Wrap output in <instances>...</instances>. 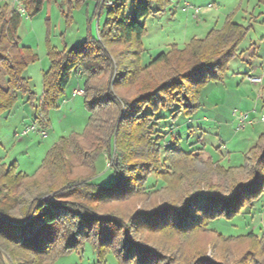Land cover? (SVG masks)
<instances>
[{
    "label": "trees",
    "instance_id": "1",
    "mask_svg": "<svg viewBox=\"0 0 264 264\" xmlns=\"http://www.w3.org/2000/svg\"><path fill=\"white\" fill-rule=\"evenodd\" d=\"M46 1L22 0L27 18L38 15ZM85 2L64 0L69 9ZM166 5L168 0H113L111 5L97 0L96 13L106 11L103 27L95 31L90 20L85 41L70 49L49 43L43 109L59 107L79 71L90 115L81 133L60 137L34 173L18 171L15 163L0 164V264H6L5 254L12 264H55L60 254L84 241L99 251L112 248L137 264H264V239L253 232L230 239L208 228L212 219H233L261 196L264 133L244 164L225 168L184 153L175 142L163 149L156 127L162 109L191 113L199 107L202 85L224 80L250 28L233 21L234 10L220 29L191 39L183 49L172 44L143 65L147 27L142 20ZM22 19L11 2L0 7V116L16 105L18 93L36 99L24 72L38 56L22 44ZM102 151L112 159L110 187L94 181ZM213 172L227 184L212 183ZM185 183L191 191L179 199L151 209L120 210L135 197L164 190L173 194ZM198 235L199 243L191 244ZM155 236L165 239L151 241ZM172 236L186 243L169 241Z\"/></svg>",
    "mask_w": 264,
    "mask_h": 264
},
{
    "label": "rangeland",
    "instance_id": "2",
    "mask_svg": "<svg viewBox=\"0 0 264 264\" xmlns=\"http://www.w3.org/2000/svg\"><path fill=\"white\" fill-rule=\"evenodd\" d=\"M108 1L110 0H106L107 4ZM196 1L208 3L214 0ZM213 3H215L214 7H217L216 10L219 7L221 20L224 21L237 6L242 5L244 8L253 9L259 6L260 0H215ZM96 4L97 0H86L81 8L69 9L64 0H49L44 3L42 11L35 17H23L19 27L22 44L31 47L38 56L37 62L26 69L24 76L30 80L31 88L38 96L43 91V75L50 67L49 43L59 50L70 49L85 41L90 20L93 19L92 25L95 31L98 25L103 27L106 11L104 10L102 14L96 13ZM260 5L264 10L263 3ZM168 6L166 5L165 10L156 11L142 20L147 27V34L143 38L146 50L141 56L143 65L165 50H162L160 45L164 47V44L169 46L179 44L196 33L197 28L194 26H184L181 19L183 14H177L178 20H173ZM259 11L257 10V14ZM217 12L215 14L218 16ZM256 28L257 33H264V23L259 22ZM249 40V36L245 38L244 47ZM255 42L258 46L257 54L263 55L264 42L260 39H256ZM254 51L253 48L249 52H244L242 57L233 58L229 62V70L222 82L210 80L202 85L198 98L199 107L196 110L186 113L185 110H177L175 107L162 109L156 114L159 118L156 121V127L163 138L161 141L163 149L166 150L172 142H175L184 153L201 155L203 162L211 158L213 162L225 168L235 166V162L240 164L246 162L245 155L256 145L260 132L264 131V121L260 119L264 114V94L261 97L260 88L263 83L254 84L247 79L254 74L251 65L255 67L259 64L258 56L254 55ZM233 76L239 79L238 82L244 81L242 96L239 94L237 85L233 83ZM2 78L5 77L2 75ZM76 78L79 79L83 88L84 76L78 71L72 76L67 86L68 90L72 88V82ZM18 94L16 105L0 116V164L15 163L18 171L32 174L60 137L68 138L72 133H81L85 129L90 114L84 105L82 95L77 97L75 104H62L58 108L43 109L41 97L31 102L28 95ZM236 111L248 115L243 129L238 128L240 123L238 116L234 115ZM44 121L48 123L47 126L42 124ZM25 130L28 132L24 133ZM162 155L164 156V153ZM111 164V157L102 151L95 162V183L107 187L114 184L115 178L110 168ZM152 176L155 177V174L152 173ZM153 177L151 179H154ZM222 178L223 176L218 177V174L213 172L210 181L217 183L221 180V184H227V178ZM155 182L157 185L163 183L159 180ZM166 191L152 196L135 197L133 201L121 205L120 210L124 212L132 207L151 209L154 205L179 199L191 189L187 190V183H185L182 191L180 187L173 194ZM20 206L17 205L15 213L18 214ZM208 228L230 239L246 236L251 232L264 239V189L261 196L235 218L212 219ZM200 237L201 235L194 236L191 244H198ZM154 239L155 242H160L165 237L160 239L155 236L151 241ZM169 241H175L179 245L186 243L179 236H172ZM208 256L213 257L211 250L208 251ZM5 263L12 264L6 254ZM55 264H137V262L122 258L112 248L99 251L91 241H84L77 250L60 254Z\"/></svg>",
    "mask_w": 264,
    "mask_h": 264
},
{
    "label": "crops",
    "instance_id": "3",
    "mask_svg": "<svg viewBox=\"0 0 264 264\" xmlns=\"http://www.w3.org/2000/svg\"><path fill=\"white\" fill-rule=\"evenodd\" d=\"M215 2V0L213 1ZM213 2H208V3H204L202 1L198 2L196 0H183L177 3H171L168 0V7L171 9V13L173 16V20H178L177 18V14L181 13L183 14V16L181 17V19L183 20V24L184 26H189L192 25L195 28H197L195 30V34L193 37H188L184 42L177 44L179 47H185L187 45V43L189 42L190 39L193 38H200L203 39L206 37V35L208 34V32L210 30H214V29H218L221 26H223V24L225 23V19L224 21L221 20V16H220V11H219V7L218 10L217 7H214ZM6 3V1L4 0H0V7L3 6ZM186 3H189V8L185 9V5ZM210 4H213V6H210ZM264 5V4H263ZM260 3L259 6L257 7H253V9H250V7L244 8L242 5L237 6L235 8L236 13L234 15L233 21L239 24H242L243 26L249 27V32L247 34V36L245 38H247L248 36L250 37V40L248 41V44L244 47L243 46V42L245 41V39L242 41V43L239 45L238 48V54L236 57H242L244 54V52H249L251 51V49H255L254 51V55L258 56L259 59V64H256L255 67L251 65V69H252V74L251 76L256 75L255 77H262L263 78V85L260 87L262 90V94L261 97H263L264 94V53L263 55L259 56L257 54V43L255 42L256 39H260L264 42V33H257L256 31V24L259 25V22L264 23V10L262 7H260ZM195 8H198V12H196ZM166 7L163 9L165 10ZM162 10V11H163ZM218 11L217 13L219 14L218 16L215 14L216 11ZM257 10H260L257 14ZM242 14V15H241ZM244 14V15H243ZM177 18V19H176ZM227 18V17H226ZM253 31H251L252 29ZM251 32H253V34H251ZM252 35V36H251ZM164 44V43H162ZM160 48L163 50H167L169 48V44H164L160 45ZM235 57V58H236ZM234 58V59H235ZM229 70V67H228ZM257 73V74H255ZM77 77V76H76ZM232 80L234 81L233 83L237 85V87L239 88V94L240 96L242 93V87L245 86L244 81L241 80V82H238L239 79H237V77L233 76ZM30 81V80H29ZM72 88H70V90H66L65 95L59 100V107L60 105L64 104V105H68V104H75L77 97L79 95H82L83 97V88L80 84L79 79L76 78V80H74L72 82ZM41 97V100H43V91L41 95H37L36 94V98ZM264 102V101H263ZM239 114V112H234V115ZM252 123V122H250ZM48 124V123H47ZM47 124L45 126H47ZM245 126L243 127H238L239 129H243ZM264 133L260 132V135ZM259 136V134H258ZM232 160V159H230ZM235 166H240L242 164H240L239 162H235L234 163ZM233 165V164H232ZM254 203V202H253Z\"/></svg>",
    "mask_w": 264,
    "mask_h": 264
},
{
    "label": "built area",
    "instance_id": "4",
    "mask_svg": "<svg viewBox=\"0 0 264 264\" xmlns=\"http://www.w3.org/2000/svg\"><path fill=\"white\" fill-rule=\"evenodd\" d=\"M5 1L11 2V4L14 6V8H16L23 17H27L26 13H25V8L22 4V0H5ZM180 1H183V0H169V2H171V3H177ZM112 3H113V0L108 1L109 5H111ZM189 6H190L189 3H186L185 9L189 8ZM210 6H213V4H210ZM195 10H196V12H198V8H195ZM247 79L254 84L262 83V81H263L262 77H255V76H249ZM236 116H238V120L240 123L239 126L243 127L248 120V115L244 114V113H239V114H236ZM260 119L262 121H264V114L261 115ZM27 132H28V130L24 131V133H27Z\"/></svg>",
    "mask_w": 264,
    "mask_h": 264
}]
</instances>
